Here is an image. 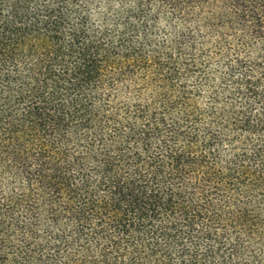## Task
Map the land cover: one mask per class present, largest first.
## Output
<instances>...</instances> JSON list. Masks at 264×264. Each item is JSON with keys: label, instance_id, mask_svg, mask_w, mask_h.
I'll use <instances>...</instances> for the list:
<instances>
[{"label": "trees", "instance_id": "1", "mask_svg": "<svg viewBox=\"0 0 264 264\" xmlns=\"http://www.w3.org/2000/svg\"><path fill=\"white\" fill-rule=\"evenodd\" d=\"M0 264H264V0H0Z\"/></svg>", "mask_w": 264, "mask_h": 264}]
</instances>
